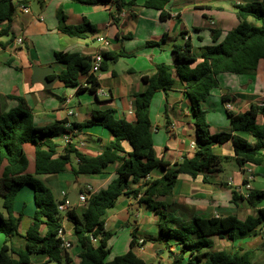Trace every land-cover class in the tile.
Masks as SVG:
<instances>
[{
    "label": "trees",
    "instance_id": "1",
    "mask_svg": "<svg viewBox=\"0 0 264 264\" xmlns=\"http://www.w3.org/2000/svg\"><path fill=\"white\" fill-rule=\"evenodd\" d=\"M87 4H112L113 20L126 10L130 16L137 6L160 10L161 17L170 14L165 10L170 0H73ZM16 0H0V36L8 35L18 5ZM239 24L225 34L220 29H211L213 44L203 46L200 53L194 50L191 38L185 39L183 45L172 47L174 68L166 63L156 65L151 76L144 75L146 89L135 93V119L128 121L118 119L112 108L96 111L92 118L84 122L58 121L45 126L34 122L31 107L22 96L0 94V233L5 239L0 246V264H33L31 255H46V263L64 264L61 240L57 236L66 216L73 223L74 234L82 247L79 264H150L134 252L138 245L137 234L132 231L130 249L108 259L110 247L108 240L113 233L104 226V214L116 204L119 196L126 194L138 198L160 217L157 236H147L141 246L149 240L159 241L167 249L171 264H252L251 252L239 249L216 248L215 237L228 240L248 237L261 232L264 237V189H251L244 195L239 190H232V201L238 205L246 201L254 209L243 219L230 214L219 217L193 216L188 221L177 218L169 211L167 202L161 197L169 196L181 174L196 178L202 172H216L224 161L235 160L240 166L247 163L264 165V118L257 122L259 115L264 117V106L252 104L242 113L228 110L230 131L212 133L207 120V112L202 107L214 88L219 87L218 76L222 73L254 74L259 62L264 59V0H253L235 4ZM259 21L255 25L249 19ZM6 27H1L3 23ZM60 30L71 37L86 38L95 32V27L87 19L78 25H64ZM223 36V37H222ZM222 39L219 41V39ZM13 37H11L12 39ZM164 35L150 44L166 41ZM10 39V40H11ZM122 52H103L102 70L108 69V59L117 60ZM199 55V56H198ZM56 60L66 64L58 75L66 86H78L77 91H94L98 84L96 74L91 73V60L77 52H55ZM200 58V61H198ZM87 76L88 86L82 87L80 76ZM53 76V75H51ZM179 79L183 84V93L188 99L194 118L196 147L194 155L183 156L173 165L157 156L152 137L150 106L153 97L159 91L167 93ZM224 102L233 101L228 92L222 95ZM6 98H15L18 105L6 109ZM94 124L108 128L114 138L95 156L81 152L75 144L67 143L65 153L57 154V137L71 133L75 128L79 132ZM236 131L248 132L254 139L249 142L234 136ZM233 139L234 155L221 156L214 152V147ZM125 142L130 149L127 150ZM26 144L34 146V173L27 171L29 159ZM73 157L77 159L74 163ZM119 163L117 176L104 189L91 193L81 189L88 197L87 206L80 217L73 207L65 214L58 210V201L51 187L39 175L57 174L67 170L68 166L76 176L80 174H97L112 163ZM159 169L161 177L149 178L150 173ZM29 185L34 189L36 211L33 222L23 236V248L13 246V239L20 235L21 213L15 209L18 191ZM131 185L135 187L131 188ZM46 224L47 231L41 233V226ZM97 242H96V241ZM67 258V256H66Z\"/></svg>",
    "mask_w": 264,
    "mask_h": 264
},
{
    "label": "crops",
    "instance_id": "2",
    "mask_svg": "<svg viewBox=\"0 0 264 264\" xmlns=\"http://www.w3.org/2000/svg\"><path fill=\"white\" fill-rule=\"evenodd\" d=\"M35 1H37V7H34ZM142 1L139 0V3ZM231 1L228 3L224 0H170L165 7L170 14L167 18L161 17L160 10L137 6L133 11L135 13L133 16H130L128 12L126 15L115 14L116 21L112 19L111 12H114V7L110 3L87 4L73 0H16L17 13L9 24V34L4 35L5 38L0 36V94L24 97L32 109L34 122L38 126L64 120L84 122L91 119L94 112L109 108L115 110V116L118 119L133 121L135 119L134 95L146 89L143 76L154 74L156 65L159 63H166L174 68L172 47L175 44L183 45L188 37L191 38L194 50L199 54L201 47L213 44L212 28L220 29L225 34L239 24L234 5L253 0ZM22 6H29L30 12H23ZM85 19L95 27V32L88 33L86 38L71 37L60 30V27L64 25H78ZM249 20L255 25H260L259 21L251 18ZM6 26V22L1 25V27ZM164 35L167 36L165 42L149 43V41L159 40ZM19 36L23 37L21 44L16 43ZM100 36L107 37L110 45L103 47L96 40ZM100 50L122 52L123 55L117 60L108 59V69L96 74L98 84L94 91L78 92V86H66L59 79L58 75L66 68V64L56 60L55 52H77L92 61L93 55ZM35 65L53 68L54 73L50 74L49 78H56V81L50 88H45L42 82L33 80ZM223 76L226 77V81L223 80ZM86 78L87 76L84 75L79 78L82 87L88 86ZM218 78L219 87L214 88L208 98L202 102L212 133L231 129L228 110L222 97L223 93L228 92L233 96V101L228 100L233 105L231 111L233 113H242L252 104L264 106V59L259 62L254 74L222 73ZM183 87L182 82L175 79L173 88L167 93L157 92L150 106L152 137L156 154L172 165L185 155L192 157L195 151L192 148V144L196 143L194 118L190 103L183 93ZM225 87L227 89H224ZM5 103L6 109H10L18 105V100L6 98ZM71 110L72 114H70ZM263 118V115H259L257 122L261 123ZM100 126L94 124L80 131L79 138L72 141L77 149L90 156L100 154L114 138L108 128L109 133L106 135L97 128ZM234 136L254 142L253 137L245 131H236ZM54 141L57 143V154H64L66 144L63 137L59 136ZM233 143L232 139L218 144L214 147V152L221 156H232L234 155ZM124 144L129 150V143ZM29 148L32 159L27 152ZM25 149L29 159L27 171L34 173V146L26 144ZM72 161L76 163L77 159L73 157ZM225 162L236 163L238 171L227 176L225 166L228 165H225ZM118 167V162L112 163L100 173L76 176L72 167L68 166L66 171L45 175V178L52 190L56 188L58 201L67 199L71 191L76 193L77 199L82 193L81 189L95 193L106 188L117 176ZM249 171L253 175L252 189H264L263 164L247 163L240 166L235 160H229L222 162L218 171H205L196 178L181 174L173 192L160 199L168 203L170 212L171 208L177 209L178 215L175 216L183 221H188L196 215L219 217L234 214L238 216L241 208L251 207L245 200L236 205L232 201V190L243 189L246 172ZM162 175L161 170L155 169L150 173L149 178ZM54 183L56 186H51ZM133 187L135 185H131V188ZM18 192L15 209L17 213H21L20 235L14 237L13 246L23 248L25 245L23 236L33 222L36 205L33 187L26 185ZM21 196L30 201L29 204L23 201ZM86 206L87 203H79L74 208L80 217ZM260 206H264V201ZM24 208L27 209V214ZM103 218L105 229L113 233L108 240V246L110 254L114 257L130 249L132 231L131 237L127 232L124 237L118 236L127 227L133 226L138 236V245L134 247V252L147 263L165 264L161 256L164 252L162 243L153 241L150 246H147V243L141 246L139 243L140 239L149 235L145 231H152L151 236H157L159 233L160 217L145 203L139 202L138 198H133L131 195L123 194L119 196L113 207L106 210ZM62 226L66 231V237L72 244L63 252L64 256H67L63 259L64 264H79L83 249L74 234L73 223L64 217ZM137 230L142 233L138 234ZM46 231L47 226L43 224L41 233L44 234ZM218 240L228 239L215 237L216 246ZM228 242L232 244L233 249L251 252L252 264H264V237L259 230L254 235L233 241L228 240ZM3 243L4 240L0 237V246ZM110 254L108 259H110ZM46 260V255H31L33 264H55L46 263ZM167 262L171 264V257Z\"/></svg>",
    "mask_w": 264,
    "mask_h": 264
},
{
    "label": "built area",
    "instance_id": "3",
    "mask_svg": "<svg viewBox=\"0 0 264 264\" xmlns=\"http://www.w3.org/2000/svg\"><path fill=\"white\" fill-rule=\"evenodd\" d=\"M22 10L25 13L30 12L29 6H22ZM119 15H126V10H123L122 12H120ZM96 40L98 42H100L103 47H107V46L110 45V40L107 37H105V36L104 37H101V36L97 37ZM22 42H23V37L19 36L16 39V43L17 44H21ZM103 52H104L103 50H100V51L96 52L93 55L92 61H91V64H92L91 73L97 74L98 72H100L102 70V63L104 61ZM225 105H226V109L227 110L232 111L233 105H232V103L230 101H227L225 103ZM70 114H72V110L70 111ZM66 127H71V122L70 121L66 122ZM77 133H78L77 129L74 128L71 131V133L63 134L62 137H63V140H64L65 144L72 143V141H73V137L72 136L77 134ZM195 147H196V143L194 142L192 144V148L195 149ZM252 179H253V175L250 173V171L246 172V177H245L244 182H243V189L239 190L244 195H247V192L252 189V184H251ZM87 200H88V197L86 196V194L85 193H80L79 196L77 197V199L73 203H70V201L68 199H65V200L61 201L58 204V210L62 214H65L67 209H69L70 207L75 208L77 206V204H79V203H83V204L87 203ZM64 217H66V216H63V218ZM57 236L61 240V248L63 250H67L68 248L71 247L72 244L70 243V241L66 237V231H65L63 226H61L59 228ZM142 242H143V239H140L139 243H142Z\"/></svg>",
    "mask_w": 264,
    "mask_h": 264
},
{
    "label": "rangeland",
    "instance_id": "4",
    "mask_svg": "<svg viewBox=\"0 0 264 264\" xmlns=\"http://www.w3.org/2000/svg\"><path fill=\"white\" fill-rule=\"evenodd\" d=\"M224 1H226V2H228V3H231L232 1L231 0H224ZM223 2V1H222ZM35 5H34V7H37L38 6V4H37V1H35V3H34ZM37 5V6H36ZM3 38H5V36H2ZM223 80L224 81H226V77H224L223 76ZM224 89H227L226 87L224 88ZM163 122V121H162ZM162 125H163V123H162ZM98 129H101L103 132H105L104 134H108L109 133V130L107 129V128H104V127H97ZM27 152H28V155H29V157L32 159V153L30 152V148L29 149H27ZM225 165H228V166H225L226 167V172H225V174L227 175V176H230L231 174H232V172H234V171H238V166L236 165V163H226L225 162ZM37 178H39V179H41L43 182H45V184H47L48 185V181L46 180V178H45V175H39V176H37ZM56 183H54L53 185H51V186H56L55 185ZM25 189H27V188H25ZM54 190V194H55V196H56V198H57V192H56V188L54 187L53 188ZM19 193V192H18ZM25 197L23 196H21V199L23 200V201H25V202H27V204H29V202L30 201H28L27 199H24ZM27 208V207H26ZM24 210V212L27 214V209H23ZM171 213L172 214H174V215H178V210L177 209H175V208H171ZM254 212V209L253 208H249V207H243V208H241L240 210H239V217L241 218V219H243V218H245L246 216H247V214H249V213H253ZM133 220V219H132ZM131 231H134V228H133V226H129V227H127L126 228V230L125 231H123V232H121L120 234H119V236L118 237H124V235H125V233L127 232L128 233V235H129V237H131ZM148 232H150V233H148ZM148 232H146L145 231V233L146 234H149L148 236H151L150 234H151V232L152 231H148ZM137 233L138 234H141L142 232L141 231H139V230H137ZM0 237H2L3 238V240L5 239V236H4V234H2V233H0ZM259 237V236H258ZM151 242H153V240H149L148 242H147V246H150V244H151ZM217 246L216 247H218V248H225V249H231L232 248V244H230V242H228V240H218L217 241ZM233 249V248H232ZM161 256L164 258V260H165V264H169L168 262H167V260H169V258H170V255H169V252H168V250L167 249H165L164 250V252L163 253H161ZM112 257H114V255H112V254H110V259L112 258ZM155 264H158V262H156Z\"/></svg>",
    "mask_w": 264,
    "mask_h": 264
},
{
    "label": "water",
    "instance_id": "5",
    "mask_svg": "<svg viewBox=\"0 0 264 264\" xmlns=\"http://www.w3.org/2000/svg\"><path fill=\"white\" fill-rule=\"evenodd\" d=\"M33 72V80L42 82L45 88H50L56 81V78H49V75L54 73V70L51 66L41 67L39 65H35L33 67ZM67 199L70 201V203H73L76 200V193L71 191Z\"/></svg>",
    "mask_w": 264,
    "mask_h": 264
}]
</instances>
